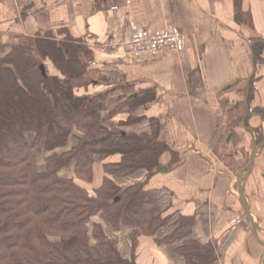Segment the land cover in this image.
Returning a JSON list of instances; mask_svg holds the SVG:
<instances>
[{
	"label": "crops",
	"instance_id": "0c3cea01",
	"mask_svg": "<svg viewBox=\"0 0 264 264\" xmlns=\"http://www.w3.org/2000/svg\"><path fill=\"white\" fill-rule=\"evenodd\" d=\"M136 30L173 32L179 51L135 57L125 43ZM43 38L71 39L89 51L74 93L100 99L97 123L157 129L167 145L153 174L127 182H144L166 214L190 219L183 232L212 245V264H264V0H0V56ZM43 64L57 74L49 60ZM118 160L95 162V186L101 166ZM60 174L74 176L72 168ZM91 220L105 226L100 214ZM114 234L129 258L130 237ZM134 255L138 264L183 263L145 235Z\"/></svg>",
	"mask_w": 264,
	"mask_h": 264
},
{
	"label": "trees",
	"instance_id": "16d2710c",
	"mask_svg": "<svg viewBox=\"0 0 264 264\" xmlns=\"http://www.w3.org/2000/svg\"><path fill=\"white\" fill-rule=\"evenodd\" d=\"M82 55L89 51L71 39L43 38L0 56V264H138L140 235L167 245L182 264H212V245L183 232L190 219L166 214L144 182H127L153 174L168 147L157 129L125 132L94 120L100 99L74 93L86 72ZM45 60L57 74L47 73ZM37 145L47 154L41 169ZM113 154L119 160L101 166L95 186V162ZM68 168L71 178L60 174ZM99 214L110 232L130 237L129 258L105 226H89Z\"/></svg>",
	"mask_w": 264,
	"mask_h": 264
},
{
	"label": "built area",
	"instance_id": "2783aa9c",
	"mask_svg": "<svg viewBox=\"0 0 264 264\" xmlns=\"http://www.w3.org/2000/svg\"><path fill=\"white\" fill-rule=\"evenodd\" d=\"M125 46L129 52L135 56L158 55L166 52L177 53L179 51L178 37L173 32H162L151 34L144 31H134ZM90 65H95V61H90Z\"/></svg>",
	"mask_w": 264,
	"mask_h": 264
},
{
	"label": "rangeland",
	"instance_id": "374dc122",
	"mask_svg": "<svg viewBox=\"0 0 264 264\" xmlns=\"http://www.w3.org/2000/svg\"><path fill=\"white\" fill-rule=\"evenodd\" d=\"M29 135H27L26 137L28 138V140H29V138L30 137H28ZM34 150H35V152H36V161H37V167L38 168H43V164H44V157L47 155H45V152L43 151V149H42V147L41 146H39V145H37V146H35V148H34ZM92 221V220H91ZM89 222V226H90V224L91 223H93V222ZM109 236H111L112 238H116L117 239V242H118V240H119V238H118V236L117 235H115V234H109ZM131 246H132V242H131ZM123 248V247H122ZM124 249V248H123ZM121 250V248L119 249V251Z\"/></svg>",
	"mask_w": 264,
	"mask_h": 264
},
{
	"label": "water",
	"instance_id": "95a60500",
	"mask_svg": "<svg viewBox=\"0 0 264 264\" xmlns=\"http://www.w3.org/2000/svg\"><path fill=\"white\" fill-rule=\"evenodd\" d=\"M41 69H42V71L44 70V69H43V66H41ZM253 159H254V151L251 153V157H250L249 163H248L247 166H246V170H245L246 173H248L249 170L251 169V166H252V163H253ZM241 180H242V179H241ZM238 189H239V193H240V198H241L242 205H243V207H244V210H245L246 214L248 215V213H249V212H248V209H247V207L245 206L244 201H243L242 182H241L240 180L238 181Z\"/></svg>",
	"mask_w": 264,
	"mask_h": 264
}]
</instances>
